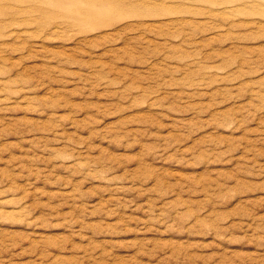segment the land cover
<instances>
[{
    "label": "rangeland",
    "instance_id": "rangeland-1",
    "mask_svg": "<svg viewBox=\"0 0 264 264\" xmlns=\"http://www.w3.org/2000/svg\"><path fill=\"white\" fill-rule=\"evenodd\" d=\"M0 264H264V0H0Z\"/></svg>",
    "mask_w": 264,
    "mask_h": 264
}]
</instances>
